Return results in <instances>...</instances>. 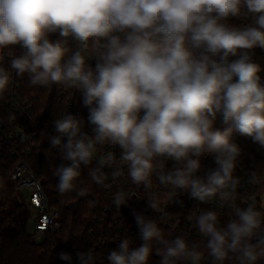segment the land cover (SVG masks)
I'll use <instances>...</instances> for the list:
<instances>
[{"label": "clouds", "instance_id": "clouds-1", "mask_svg": "<svg viewBox=\"0 0 264 264\" xmlns=\"http://www.w3.org/2000/svg\"><path fill=\"white\" fill-rule=\"evenodd\" d=\"M256 48L264 50V0H0V96L11 70L31 86L76 89L88 110L91 135L77 115L53 121L48 143L62 160L53 172L57 190L84 196L77 188L82 169L102 184L105 168L115 180L126 166L145 190L155 176L195 201L215 198L218 209L230 210L227 221L213 210L194 218L208 264H264V215L255 199L233 203L242 184L233 134L264 148V68ZM105 143L119 149L120 163L109 152L93 166ZM206 155L216 167L200 175ZM262 182L257 171L247 179ZM128 200L118 190L112 203L119 210ZM146 200L155 211L156 195ZM133 215L141 243L121 239L108 264H150L153 254L158 264H200L201 244L166 238L156 219ZM58 256L72 264L71 254ZM77 260L96 264L91 249Z\"/></svg>", "mask_w": 264, "mask_h": 264}, {"label": "trees", "instance_id": "trees-1", "mask_svg": "<svg viewBox=\"0 0 264 264\" xmlns=\"http://www.w3.org/2000/svg\"><path fill=\"white\" fill-rule=\"evenodd\" d=\"M229 22L240 25L244 24L245 20L232 18ZM52 38L55 39V35ZM254 51V59L264 68V50L256 48ZM261 75L264 77V71ZM22 86V96L34 102V115L38 123L34 147L26 157V161L37 177L43 180L44 190L50 203L59 208V222L62 228L58 233L47 234L42 241H31L29 206L19 190L9 182L11 166L0 162V264H54L56 257L54 246L73 253L86 252L99 247L104 250V264H108V252L116 248L124 237L127 236L133 241L132 247L139 246L141 243L139 236L133 235L130 231L118 234L115 228L117 223H122L120 215L130 214L133 202H127L117 210L112 203L113 194L117 189L108 193L105 187L90 179L88 169H82L77 181V188L85 189L84 196H80L78 191L61 194L57 190V178L53 172L62 160L56 150L50 148L48 138L54 134L53 121L67 114L66 105L57 99L61 85L31 86L26 75ZM8 89L9 87L0 96V114L6 118L10 116ZM215 126L221 129L224 127L219 120ZM233 141L241 149L239 161L249 171H257L258 176L264 173V148L239 133L233 134ZM154 178H151L152 182L156 181ZM142 189L144 193L149 191L143 186ZM257 209L262 210L261 202ZM205 210L211 209L205 208ZM218 214L220 215L219 212ZM156 220L166 238L171 239L182 235L190 243L201 244L200 264H208L206 249L202 247L199 234L180 231L164 219ZM181 220L182 225L187 224L184 212H182ZM103 240H107L104 246H102ZM159 259L160 257L153 254L150 257V264H158Z\"/></svg>", "mask_w": 264, "mask_h": 264}, {"label": "built area", "instance_id": "built-area-1", "mask_svg": "<svg viewBox=\"0 0 264 264\" xmlns=\"http://www.w3.org/2000/svg\"><path fill=\"white\" fill-rule=\"evenodd\" d=\"M244 24L249 23V20L244 19ZM17 52L19 47L17 46ZM94 67L95 60L89 61ZM11 82L8 89V104L10 116L8 118L0 114V162L3 165H10L11 172L9 182L17 190L27 189L29 195L26 199V204L30 209V224L33 229L29 231L31 241H42L47 234L58 233L62 226L59 222L60 210L57 206L50 203V200L44 190L43 180L37 177L32 168L26 161V157L32 152L34 141L37 137L38 123L34 115V102L31 99H25L22 96L24 79L26 77H17L10 70ZM57 99L59 102L66 105V112L77 115L85 121L84 131L92 134L91 126L87 122L88 110L81 103V97L76 89L60 86ZM111 152L113 158L119 161V149L107 143L97 146V151L94 154L93 166L96 163V158H105L107 153ZM174 162L169 161L167 167L171 168ZM216 167L214 157L206 155L201 158L200 175H203L209 169ZM123 175L117 179L111 177V169L105 168L106 179L101 184L106 188L108 193H112L115 189L122 190L129 198L127 202L132 203V210L127 216H119L122 223H117L116 230L118 234L125 231H130L133 235L139 236L136 225L134 212L142 213L154 219H164L173 224L180 231H188L198 234L194 227V218L200 211L209 208L220 213L221 223H224L230 218V210L218 209L215 198L211 201L201 203L189 198L186 193H182L174 188L164 187L159 184L158 180L152 182L151 188L147 193L142 190L143 185H135L131 182L127 175V168H122ZM249 171L241 161L236 168V175L241 178L242 184L238 189L237 197L233 201L241 207L246 206L249 199H255L258 204H262V215H264V182L258 186L247 184V179L250 175ZM156 195L157 208L152 210L147 205V200L151 196ZM178 201V202H177ZM225 211V213H224ZM182 212L186 214L187 224L182 225ZM117 221L115 220V223ZM114 224V222H113ZM124 238H128L127 236ZM123 238V239H124ZM117 241H119L117 239ZM107 243V240L102 241V246ZM56 257L54 264H69L68 261L59 258L58 253L67 252L73 257L72 264H78L77 253H73L67 249L62 250L54 246ZM95 253L96 264H104V250L99 247L93 249ZM102 256V257H101Z\"/></svg>", "mask_w": 264, "mask_h": 264}, {"label": "rangeland", "instance_id": "rangeland-1", "mask_svg": "<svg viewBox=\"0 0 264 264\" xmlns=\"http://www.w3.org/2000/svg\"><path fill=\"white\" fill-rule=\"evenodd\" d=\"M19 192H20V195L23 197V199L26 201L29 195V191L27 189H21ZM32 229H33V226L29 224V231H31Z\"/></svg>", "mask_w": 264, "mask_h": 264}]
</instances>
